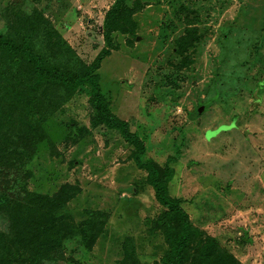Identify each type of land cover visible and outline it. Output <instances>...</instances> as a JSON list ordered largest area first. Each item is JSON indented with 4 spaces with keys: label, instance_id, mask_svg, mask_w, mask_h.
I'll list each match as a JSON object with an SVG mask.
<instances>
[{
    "label": "rangeland",
    "instance_id": "374dc122",
    "mask_svg": "<svg viewBox=\"0 0 264 264\" xmlns=\"http://www.w3.org/2000/svg\"><path fill=\"white\" fill-rule=\"evenodd\" d=\"M0 32L71 77L108 49L95 73L107 103L175 172L194 229L185 264L209 238L264 264V0H0ZM35 67L0 50V192L13 197L0 198V264H163L177 223L134 147L88 84Z\"/></svg>",
    "mask_w": 264,
    "mask_h": 264
},
{
    "label": "trees",
    "instance_id": "16d2710c",
    "mask_svg": "<svg viewBox=\"0 0 264 264\" xmlns=\"http://www.w3.org/2000/svg\"><path fill=\"white\" fill-rule=\"evenodd\" d=\"M113 9L107 16V34L105 42L109 49H112V39L110 37L111 29L108 21L116 11ZM0 50L6 52L15 59L24 58L35 63V71L40 76L47 77L50 80L60 82L63 86L70 90L76 89L80 85L88 84L92 92V106L98 114L101 123L110 130H115L121 133L127 143L134 147L133 160L136 166L144 170L148 174V180L154 190L156 201L171 215L175 216L177 228L174 229L172 235L167 238L169 251L166 254L163 264H185L186 257L191 245L194 229L190 221L188 213L182 207L179 199L173 198L169 192V184L175 176V172L170 167H161L153 159L146 158L147 149L144 142L130 131L128 122L118 118L111 110L107 103L100 86L99 76L95 74L101 67L102 62L110 56L108 49L103 50L94 64L86 67L84 76L71 77L63 74L58 70H46L44 68L43 59L40 56L34 55L29 47L17 46L11 39L0 32ZM212 102H208L200 107L205 109ZM199 109V110H200ZM197 110V112L199 111ZM196 112V113H197ZM200 115V116H201ZM2 202H9L13 199L12 195L0 192ZM16 199V198H15ZM217 242L214 238H209L207 243L200 251V264H241L236 257L227 249L222 255L216 252ZM59 247V246H58ZM128 260V259H127ZM123 264H127L126 260ZM140 264V263H137Z\"/></svg>",
    "mask_w": 264,
    "mask_h": 264
},
{
    "label": "water",
    "instance_id": "95a60500",
    "mask_svg": "<svg viewBox=\"0 0 264 264\" xmlns=\"http://www.w3.org/2000/svg\"><path fill=\"white\" fill-rule=\"evenodd\" d=\"M204 108H201L197 113L190 116L191 121H195L197 118L200 117V115L203 113Z\"/></svg>",
    "mask_w": 264,
    "mask_h": 264
},
{
    "label": "crops",
    "instance_id": "0c3cea01",
    "mask_svg": "<svg viewBox=\"0 0 264 264\" xmlns=\"http://www.w3.org/2000/svg\"><path fill=\"white\" fill-rule=\"evenodd\" d=\"M108 58V57H107ZM202 116V115H201ZM200 118V117H199ZM234 245H236V244H234ZM230 248H231V246H229ZM227 248V250H229L235 257H236V259L238 260V261H241L242 263H243V259H242V257L241 256H238V254H236L235 253V251L231 248Z\"/></svg>",
    "mask_w": 264,
    "mask_h": 264
}]
</instances>
